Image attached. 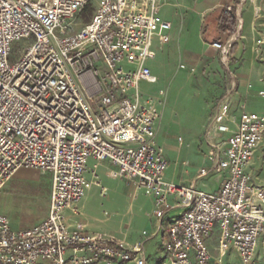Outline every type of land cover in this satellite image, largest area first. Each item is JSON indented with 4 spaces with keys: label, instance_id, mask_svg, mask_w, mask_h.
<instances>
[{
    "label": "built area",
    "instance_id": "1",
    "mask_svg": "<svg viewBox=\"0 0 264 264\" xmlns=\"http://www.w3.org/2000/svg\"><path fill=\"white\" fill-rule=\"evenodd\" d=\"M93 1L0 0V190L22 167L53 178L49 215L40 223L14 229L0 213V264H148L145 245L155 235L165 253L160 264H224L232 249L253 264L264 247V184L248 168L264 142V111L237 118L228 97L219 103L208 129L213 150L197 173L218 176L219 190L167 180L157 140L162 115L140 89L153 77L154 39H171L172 23L161 14L166 0H98L76 30ZM213 46L225 49L221 41ZM225 132L230 136L219 140ZM90 158L109 161L112 176L152 196L151 233L129 244L67 221V210L80 213L87 174L98 176ZM172 210L179 214L166 225ZM216 228L217 256L208 242Z\"/></svg>",
    "mask_w": 264,
    "mask_h": 264
},
{
    "label": "crops",
    "instance_id": "2",
    "mask_svg": "<svg viewBox=\"0 0 264 264\" xmlns=\"http://www.w3.org/2000/svg\"><path fill=\"white\" fill-rule=\"evenodd\" d=\"M240 1L241 0H166V4L162 8L161 14L163 18L172 23V28L169 31L171 39L166 43H162L158 37L154 39L153 51L155 57L151 60L153 77L148 83H159L162 77L172 70L173 65L171 62L173 57L178 63H187L189 66L196 68L195 71L189 70L188 83L182 86L184 91L190 90V92L187 93L188 96L186 100L191 102L189 107L190 110L193 111V116H191L190 113H182L171 108L168 104V93L164 89H159L157 93L142 91L145 97H151L156 100L157 109L161 112V119L157 123V140L163 144L168 163L173 157L179 159L175 162L176 165L172 174L170 173L169 167L166 169L165 178L167 180L186 185L194 184L207 191L219 190L220 179L218 176H216L218 185L217 183L212 185L204 181L211 175L202 179L197 178L198 170L204 165L206 153L213 150L210 145L213 139L211 134L208 133V129L211 126L210 123H212L211 120L214 116L212 114H215L219 103L226 97H228L231 102V114L237 118L243 110L254 112L264 111V99H262L264 96L261 95V91H264V88L259 89L256 87L259 89L256 93L253 92L255 85L251 84V80L256 79L257 76L252 66V61L249 62V60H246V64L244 63L245 65L243 68L237 70V87H235V81L229 83L227 86L225 85L226 71L232 74L233 67L242 62L245 58L246 46L243 35L238 33V26L235 33L221 32L219 30L218 19L222 11L228 8L229 5L233 6V3H236V6H238ZM248 20L249 16L247 22ZM214 41L223 42L225 44V49H216L213 46ZM224 54H226V57L229 59L230 62L228 64L231 65V68H222ZM187 69L188 68L185 70ZM253 95L259 97L263 101L259 103L261 105L252 108L247 105L246 97ZM215 98L221 99L217 101ZM195 112L200 113V115H198L199 117H195ZM183 124L189 125L183 126L184 136L190 142L187 146L182 135H178L180 132H177L176 135L174 132L178 130V127H182ZM227 124H229L231 128L235 127L232 121H227ZM230 134V132L219 133L218 139H227ZM183 154L186 156H193L197 159L199 158L201 161V163L198 164L200 165L199 168H196L198 166H191L189 168L197 169L196 172L188 169L190 166L189 160L180 162ZM262 155H264V142L257 150L248 168L254 181L259 185L264 184V177L262 176L264 162L260 159ZM177 165L178 167L183 166L180 172L177 171ZM89 168L95 170L99 177H103L104 180H107L114 165L109 161L99 162L94 158H90ZM87 178L88 181H90L94 176L89 172ZM137 190L141 193L144 192L143 189ZM150 205L154 206L153 200L150 202ZM135 206L139 209H143L144 203L141 202ZM85 207L86 195L79 202L80 213L78 215H74L69 210L66 211L67 221L71 225L81 222L84 224L85 229L91 233H109L129 244L141 239L144 230L148 231V229H143L141 232H138V230L134 229L135 231L132 233H124L123 229L127 226L124 222V217H126L127 212L126 209H124L123 212L120 209V214L119 212H115L111 217L107 216L108 212L105 211V217L98 218L95 216L89 219L86 218L84 214ZM174 211L176 210H172L168 214L165 220L166 225ZM116 215L118 217H116ZM47 217L48 216L44 219ZM153 230L154 226H152L150 231L152 232ZM158 242L162 245L161 235L151 236L146 242L145 253L148 258V264H154L153 261H150L151 258L149 253ZM211 247H213V245H211ZM262 251H264V247L261 246L258 255L259 253L261 255Z\"/></svg>",
    "mask_w": 264,
    "mask_h": 264
},
{
    "label": "rangeland",
    "instance_id": "3",
    "mask_svg": "<svg viewBox=\"0 0 264 264\" xmlns=\"http://www.w3.org/2000/svg\"><path fill=\"white\" fill-rule=\"evenodd\" d=\"M232 6L238 16V33L243 35V40L245 41V58L239 65L233 67L232 74L226 71L225 85L235 81V87L238 86V73L237 70L243 68L246 64V60L253 62L254 70L257 73L256 79H252L251 84L258 87L264 88V0H241L239 5L233 3ZM98 5V0H94L87 9L82 13V15L75 22V29H81L85 23H87ZM230 6V5H229ZM249 20L247 22V18ZM22 43H14V51H20ZM227 49V47H226ZM228 50V49H227ZM228 54V53H227ZM172 70L168 72L162 80L157 84L148 83V81L140 82V89L143 92H158L159 89H164L168 93V104L174 110L179 112L189 114L193 116V111L190 110L191 102L187 101V93L190 90L184 91L182 86L188 83V73L191 68L187 63L186 68L181 69L180 64L177 60L172 58ZM229 59L224 54V63L222 68H231L229 65ZM245 63V64H244ZM148 65L152 70L151 60L148 61ZM228 65V66H227ZM153 72V70H152ZM214 80V79H213ZM253 88V92H258V88ZM251 89V86H250ZM255 94V93H254ZM221 99V98H220ZM215 98V100H220ZM264 99V98H262ZM263 100L257 96H247L246 102L249 107L259 106ZM214 111V110H213ZM195 117H199V112L194 113ZM214 115V113L212 114ZM183 126H189L183 124L182 127H178V135H182L185 140L186 146L190 144L189 140L184 136ZM160 143V142H159ZM162 146L163 144L160 143ZM193 145V143H192ZM260 159L264 162V155L260 156ZM176 157L171 158L168 163L170 173L172 174L175 169L177 162ZM189 160L190 166H198L199 168L201 161L199 158H194L193 156H181V161ZM192 162V163H191ZM195 164V165H194ZM264 165V164H263ZM177 171L180 172L181 166L178 167ZM168 169V170H169ZM184 169V168H183ZM196 172L195 169H189ZM167 172V171H166ZM264 177V171L262 172ZM204 181L211 183L212 185L218 182L216 181V176L211 175ZM52 173L49 171H43L39 168L22 167L20 168L12 177V179L6 184V186L0 190V213L5 214L9 217L12 227L14 229H27L38 224L42 219L49 215L50 202H51V190H52ZM151 198V201H150ZM153 198L146 192H140L137 190L136 186L131 183L130 180L125 178H117L110 174L107 180L103 177H94L89 181V187L86 191V207L84 208V214L86 218L92 219L93 217H105V211L108 212L109 217H111L115 212L121 213L124 209L127 210L126 217H124V222L127 224L126 228L123 229L124 233H132L135 230L141 232L143 229H148L150 231L152 226H155V218L153 214V205H150ZM144 203L143 209H139L138 203ZM139 206V205H138ZM151 206V207H150ZM121 209V211H120ZM179 214V210L172 213V216ZM116 217H118L116 215ZM135 229V230H134ZM151 232V231H150ZM219 229L216 228L212 234V237L208 239V242L213 245L212 251L215 256L218 255V251L215 247L218 244ZM151 262L154 264H160L163 261L165 255L162 250L161 243H157L149 253ZM224 264H246L242 261L239 253L232 249L228 252L225 257ZM253 264H264V251L261 255L257 256Z\"/></svg>",
    "mask_w": 264,
    "mask_h": 264
},
{
    "label": "trees",
    "instance_id": "4",
    "mask_svg": "<svg viewBox=\"0 0 264 264\" xmlns=\"http://www.w3.org/2000/svg\"><path fill=\"white\" fill-rule=\"evenodd\" d=\"M219 30L226 33H235L237 31L238 19L234 9L222 11L218 19Z\"/></svg>",
    "mask_w": 264,
    "mask_h": 264
}]
</instances>
